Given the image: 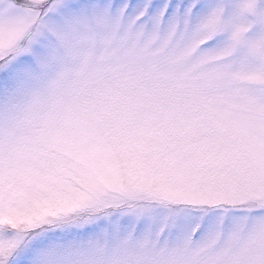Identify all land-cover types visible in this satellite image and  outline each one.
Returning <instances> with one entry per match:
<instances>
[{
  "label": "snow or ice",
  "instance_id": "1",
  "mask_svg": "<svg viewBox=\"0 0 264 264\" xmlns=\"http://www.w3.org/2000/svg\"><path fill=\"white\" fill-rule=\"evenodd\" d=\"M154 7L0 0V264L114 212L160 227L47 264H264V38L236 62L250 25L215 45L223 5L194 24L198 0ZM239 7L264 22L256 0Z\"/></svg>",
  "mask_w": 264,
  "mask_h": 264
},
{
  "label": "rangeland",
  "instance_id": "2",
  "mask_svg": "<svg viewBox=\"0 0 264 264\" xmlns=\"http://www.w3.org/2000/svg\"><path fill=\"white\" fill-rule=\"evenodd\" d=\"M154 10L160 8L164 4H171L173 9L183 7L192 0H152ZM246 0H198V7L192 15V23L206 14L211 8L217 5L224 6L222 19L229 23V30L219 34L216 37L215 45H223L228 41L231 28L238 25H250L247 32L243 34V43L238 45L233 53L232 59L239 62L247 57L251 63L257 61L248 54V44L259 41L264 38V22L258 15L254 16L250 13L242 12L239 5L245 3ZM257 12L260 8H264V0H256ZM198 215V214H194ZM196 223L193 218L190 221H181L178 227H172L166 230L160 237L161 242L167 240L169 242L177 240L181 235V229L189 228ZM214 223V216H208L200 227V233L209 229ZM227 223V222H226ZM160 227L159 214L156 218L141 217L136 218L131 214L121 215L114 212L104 217L91 220L89 223L83 224L81 227L71 226L65 229H54L39 238L30 242L28 251L35 256L34 264H47L49 256L48 252L55 250L57 253L63 254L72 246L74 248H83L87 250L90 241L99 240L100 242L115 243L117 240L124 238L128 234H132L136 238L154 234ZM198 233L197 235H199Z\"/></svg>",
  "mask_w": 264,
  "mask_h": 264
}]
</instances>
